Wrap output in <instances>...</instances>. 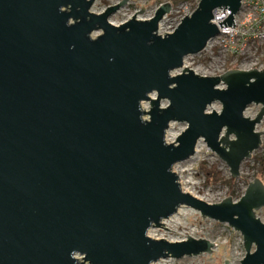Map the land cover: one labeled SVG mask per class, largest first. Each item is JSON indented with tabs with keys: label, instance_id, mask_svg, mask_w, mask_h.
<instances>
[{
	"label": "water",
	"instance_id": "water-1",
	"mask_svg": "<svg viewBox=\"0 0 264 264\" xmlns=\"http://www.w3.org/2000/svg\"><path fill=\"white\" fill-rule=\"evenodd\" d=\"M93 1L0 0V264L210 254L208 240L148 237L182 207L241 233L240 264H264L262 180L248 182L237 202L209 204L182 190L173 171L202 140L237 180L262 146L264 70L208 77L183 68L219 35L214 12L228 10L218 25L234 27L241 0H197L163 36L170 3L149 20L134 15L114 26L109 18L129 0L100 14L90 12ZM215 102L221 110L208 112ZM251 105L261 109L245 117ZM173 122L186 128L166 143Z\"/></svg>",
	"mask_w": 264,
	"mask_h": 264
},
{
	"label": "rangeland",
	"instance_id": "rangeland-1",
	"mask_svg": "<svg viewBox=\"0 0 264 264\" xmlns=\"http://www.w3.org/2000/svg\"><path fill=\"white\" fill-rule=\"evenodd\" d=\"M90 12L100 14L108 6L116 5L122 2V0H94ZM168 0H129L126 5L117 10V13L113 14L109 18V22L114 26L120 25L135 15L137 20H149L155 13V9ZM169 3V2H168ZM196 0L194 2L186 1L179 6L172 8L169 15L162 19L158 27L157 33L161 36L169 33L176 24L185 17V15L192 13L196 9ZM143 10V12H139ZM139 12V13H138ZM95 34H98L95 33ZM211 53L208 52L209 57ZM203 58L201 55L186 57L183 61V66L190 68L195 74H203ZM207 63H205L206 65ZM213 68H221L223 66L232 67V59L230 57H222L221 55L214 58L211 62ZM239 66V64H237ZM238 69V67L233 68ZM181 72V70H176ZM167 101L161 102V106L165 107ZM221 106L215 102L207 109L220 111ZM261 109L260 105H251L245 113V117L255 116ZM264 126V118L261 124H258L256 130L262 131ZM186 128V124L182 122H173L170 124L168 130L167 142H175L179 133ZM174 137V138H173ZM176 137V138H175ZM262 146L254 152L252 157L259 156L263 151L264 136L262 137ZM196 153L187 161L180 162L175 165L173 170L178 173L180 178L185 182V190H188L192 195H195L201 201H205L209 204H215L223 201L226 197H230L234 202H237L242 194L246 190L248 182L255 179L254 173L256 172V164L254 159L250 158L241 164L239 178L234 181L232 186H224L220 184L209 185L206 184V178L204 172L201 170L202 166L207 168L217 166L218 171L221 172L222 177L231 178L229 174V167L224 164L217 155L212 154L207 148L206 144L201 140L198 142ZM202 162L206 165H201ZM233 179V178H232ZM233 193L232 195H230ZM181 213L185 216H172L171 218L164 220L166 226L160 228H151L148 232V237L155 240L166 239L173 242H182L187 237L194 239L208 240L215 245L210 254L198 255L195 257H184L183 259H162L159 262L153 264H223L226 260L231 264H240V261L245 256L243 236L241 233L236 232L229 225L213 221L208 218L202 219L199 212L192 211L188 208H180ZM259 221L264 222V207L256 213ZM166 228V229H164Z\"/></svg>",
	"mask_w": 264,
	"mask_h": 264
},
{
	"label": "built area",
	"instance_id": "built-area-1",
	"mask_svg": "<svg viewBox=\"0 0 264 264\" xmlns=\"http://www.w3.org/2000/svg\"><path fill=\"white\" fill-rule=\"evenodd\" d=\"M240 6L239 12L233 16L234 27L218 25L219 22L227 19L230 14L228 10L218 9L214 12L212 22L218 27L219 35L209 40L207 46L198 53L204 60L201 76H221L236 67L243 71L264 70V0H241ZM173 30L169 33H172ZM208 52L211 53L209 57L207 56ZM220 55L230 57L235 66L213 68L211 62ZM205 63L207 64L205 65ZM150 98L154 97L150 96ZM142 107L148 110L149 102H143ZM247 110L248 107L245 113ZM254 117V115L251 116V118Z\"/></svg>",
	"mask_w": 264,
	"mask_h": 264
},
{
	"label": "trees",
	"instance_id": "trees-1",
	"mask_svg": "<svg viewBox=\"0 0 264 264\" xmlns=\"http://www.w3.org/2000/svg\"><path fill=\"white\" fill-rule=\"evenodd\" d=\"M186 1L194 2L195 0H168L172 8H175ZM196 4H197V0H196ZM252 159H254V162L256 164V172L254 173L253 176H255V178L261 179L262 182L264 183V146L261 154H259V156L256 157H252ZM201 165H206V163L204 164L202 162ZM201 170L204 172V176L206 178L205 180L206 184L209 185L220 184L228 187L234 184L235 180L232 178L225 179L224 177H222L221 172L218 171V168L215 165L209 168H207L206 166H202ZM232 194L233 193H231L230 195Z\"/></svg>",
	"mask_w": 264,
	"mask_h": 264
},
{
	"label": "bare ground",
	"instance_id": "bare-ground-1",
	"mask_svg": "<svg viewBox=\"0 0 264 264\" xmlns=\"http://www.w3.org/2000/svg\"><path fill=\"white\" fill-rule=\"evenodd\" d=\"M184 69H187L186 67H183ZM190 69V68H189ZM174 138V137H173ZM176 138V137H175ZM166 139H168V130H167V132H166ZM166 143H170V142H167L166 141ZM173 143V142H172ZM197 151V150H196ZM174 171V170H173ZM175 172V171H174ZM176 175L178 176V179H179V184H180V186L182 187V190H184L185 192H187V193H189L191 196H192V194L190 193V192H188V190H185V182H184V180H182L181 178H180V176L178 175V173H176ZM193 196H195V195H193ZM196 197V196H195ZM197 198V197H196ZM199 199V198H198ZM185 216V214H183V213H181V210L180 209H178V211L176 212V214L175 215H173V216ZM172 217V216H171ZM167 220V219H166ZM161 224H163L162 225V227H164V226H166V223L164 222V220L161 222ZM191 238H192V236H191ZM166 240V239H165ZM166 241H168V240H166ZM168 242H171V241H168ZM173 242V241H172Z\"/></svg>",
	"mask_w": 264,
	"mask_h": 264
}]
</instances>
